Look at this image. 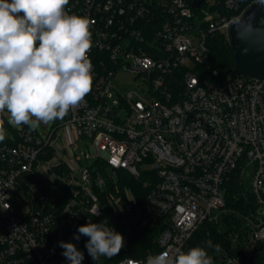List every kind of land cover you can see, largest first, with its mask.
Returning a JSON list of instances; mask_svg holds the SVG:
<instances>
[{"label":"built area","instance_id":"obj_1","mask_svg":"<svg viewBox=\"0 0 264 264\" xmlns=\"http://www.w3.org/2000/svg\"><path fill=\"white\" fill-rule=\"evenodd\" d=\"M255 4L264 11L258 0H70L66 11L91 23L92 91L44 138L22 127L0 142V264H64L59 242L79 249L89 237L74 235L89 221L152 233L154 248L118 264L175 254L219 222L233 173L257 206L244 216L249 242L264 241V79L212 85L196 73L210 65L208 41L230 43ZM120 71L135 73L143 94L115 99Z\"/></svg>","mask_w":264,"mask_h":264},{"label":"clouds","instance_id":"obj_2","mask_svg":"<svg viewBox=\"0 0 264 264\" xmlns=\"http://www.w3.org/2000/svg\"><path fill=\"white\" fill-rule=\"evenodd\" d=\"M69 2L0 0V113L7 112L12 126L36 130L41 123L62 120L92 91L91 23L86 16L69 14ZM6 135L0 121V142ZM10 207L7 203L6 209ZM92 215H99V208ZM77 233L75 240L89 237L85 247L94 261L119 255L124 247V237L107 221H89ZM206 244L216 253L221 250L210 240ZM59 247L70 264H82L84 253L73 243L60 241ZM147 264H213V257L196 246L175 254L163 251Z\"/></svg>","mask_w":264,"mask_h":264},{"label":"trees","instance_id":"obj_3","mask_svg":"<svg viewBox=\"0 0 264 264\" xmlns=\"http://www.w3.org/2000/svg\"><path fill=\"white\" fill-rule=\"evenodd\" d=\"M256 26L264 28V11L256 21ZM209 66H199L196 73L203 82L221 84L228 75H234L233 51L224 38L216 36L208 41ZM128 184H138L129 179ZM225 208L216 224L203 223L190 237L182 251L192 247H204L213 257V264H264V241L249 242V226L244 216L256 209L249 181L239 179L233 173L225 183ZM124 237V247L119 255L111 258L101 256L96 261L88 255L85 244L78 250L84 253L82 264H118L122 258H139L147 249L154 248L152 233L141 226L134 227L132 233ZM220 245V252L207 248V241ZM64 264H70L66 259Z\"/></svg>","mask_w":264,"mask_h":264},{"label":"water","instance_id":"obj_4","mask_svg":"<svg viewBox=\"0 0 264 264\" xmlns=\"http://www.w3.org/2000/svg\"><path fill=\"white\" fill-rule=\"evenodd\" d=\"M260 15V5L251 6L229 31L234 75L257 81L264 79V28L256 26Z\"/></svg>","mask_w":264,"mask_h":264},{"label":"rangeland","instance_id":"obj_5","mask_svg":"<svg viewBox=\"0 0 264 264\" xmlns=\"http://www.w3.org/2000/svg\"><path fill=\"white\" fill-rule=\"evenodd\" d=\"M123 46L126 47L127 43L124 42ZM192 65L193 64L191 62H189V61L186 63V66L189 67V68H192ZM142 90H145V85L143 84L141 79L135 73L129 72V71H120V72H118V74L115 76V78L113 80V88H112L111 92L113 94V97L115 99H118V97H120V98L125 97L126 94L128 92H130V91H134L135 93H137L139 95L143 94ZM123 112L125 113V110H123ZM1 114L3 116V121H4L3 127L5 128L6 133H7L6 137H11L12 138L14 136L16 130H18V129L22 128V127L29 128L27 125H22L20 127L12 126V125H10L8 123V114H7V112L1 113ZM51 125H52V123H49L47 125L41 123L39 128H37L36 130H33V131H35L42 138H44L48 134V132L50 131ZM142 168L150 170L151 167L143 166ZM226 210L227 209L225 208V212H226ZM248 232H249V235H250V228H249ZM125 258H122V259H125Z\"/></svg>","mask_w":264,"mask_h":264}]
</instances>
